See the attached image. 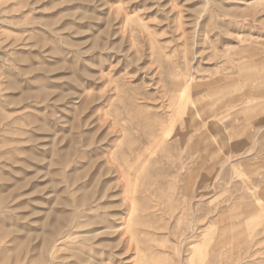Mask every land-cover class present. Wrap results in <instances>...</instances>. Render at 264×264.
Here are the masks:
<instances>
[{
  "label": "rangeland",
  "instance_id": "rangeland-1",
  "mask_svg": "<svg viewBox=\"0 0 264 264\" xmlns=\"http://www.w3.org/2000/svg\"><path fill=\"white\" fill-rule=\"evenodd\" d=\"M0 264H264V0H0Z\"/></svg>",
  "mask_w": 264,
  "mask_h": 264
},
{
  "label": "bare ground",
  "instance_id": "bare-ground-1",
  "mask_svg": "<svg viewBox=\"0 0 264 264\" xmlns=\"http://www.w3.org/2000/svg\"><path fill=\"white\" fill-rule=\"evenodd\" d=\"M55 246V245H54Z\"/></svg>",
  "mask_w": 264,
  "mask_h": 264
}]
</instances>
